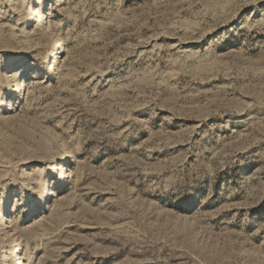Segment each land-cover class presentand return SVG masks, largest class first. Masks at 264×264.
Instances as JSON below:
<instances>
[{"label": "rangeland", "instance_id": "1", "mask_svg": "<svg viewBox=\"0 0 264 264\" xmlns=\"http://www.w3.org/2000/svg\"><path fill=\"white\" fill-rule=\"evenodd\" d=\"M0 264H264V0H0Z\"/></svg>", "mask_w": 264, "mask_h": 264}]
</instances>
